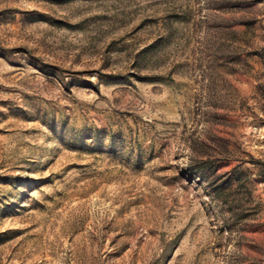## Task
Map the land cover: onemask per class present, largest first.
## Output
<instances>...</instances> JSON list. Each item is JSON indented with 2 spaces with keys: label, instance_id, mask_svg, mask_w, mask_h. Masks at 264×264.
<instances>
[{
  "label": "rangeland",
  "instance_id": "374dc122",
  "mask_svg": "<svg viewBox=\"0 0 264 264\" xmlns=\"http://www.w3.org/2000/svg\"><path fill=\"white\" fill-rule=\"evenodd\" d=\"M0 264H264V0H0Z\"/></svg>",
  "mask_w": 264,
  "mask_h": 264
}]
</instances>
